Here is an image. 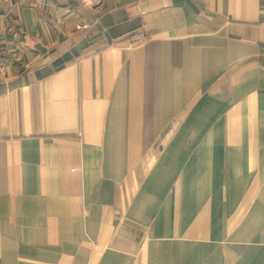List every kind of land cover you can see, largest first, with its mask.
Returning a JSON list of instances; mask_svg holds the SVG:
<instances>
[{
    "label": "crops",
    "instance_id": "1",
    "mask_svg": "<svg viewBox=\"0 0 264 264\" xmlns=\"http://www.w3.org/2000/svg\"><path fill=\"white\" fill-rule=\"evenodd\" d=\"M0 50V264H264V0H0Z\"/></svg>",
    "mask_w": 264,
    "mask_h": 264
},
{
    "label": "built area",
    "instance_id": "2",
    "mask_svg": "<svg viewBox=\"0 0 264 264\" xmlns=\"http://www.w3.org/2000/svg\"><path fill=\"white\" fill-rule=\"evenodd\" d=\"M83 28H87V26L82 25V26H78L77 29H83ZM1 58H2V52L0 50V73L3 75L4 71H3V67H2V63H1Z\"/></svg>",
    "mask_w": 264,
    "mask_h": 264
}]
</instances>
